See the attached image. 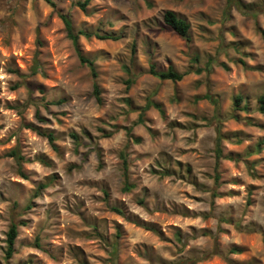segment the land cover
<instances>
[{"label": "rangeland", "instance_id": "1", "mask_svg": "<svg viewBox=\"0 0 264 264\" xmlns=\"http://www.w3.org/2000/svg\"><path fill=\"white\" fill-rule=\"evenodd\" d=\"M78 1L0 0V262L11 222L24 221L11 264H264V0L243 10L228 0ZM167 9L190 22V41L165 24ZM61 14L75 30L119 36L79 37L100 100ZM210 56L209 74L148 73L150 59L185 71ZM207 81L219 120L199 98ZM149 98L164 114L152 106L139 122ZM27 124L52 132L56 148Z\"/></svg>", "mask_w": 264, "mask_h": 264}, {"label": "trees", "instance_id": "2", "mask_svg": "<svg viewBox=\"0 0 264 264\" xmlns=\"http://www.w3.org/2000/svg\"><path fill=\"white\" fill-rule=\"evenodd\" d=\"M89 0H85V1H78V5L82 8L85 9L87 4H88ZM231 6H235L240 10H243L245 8V6H248L246 3L243 2V0H228V8H230ZM61 17L63 18L66 28L68 30V34L70 35V37L72 38L74 44L76 45L77 49H78V54H79V59L82 63H85L88 65L89 69H90V74L92 76V78L95 80L93 83V89H94V93L97 97V100H100V88L99 85L96 82V78L98 76V72L96 69V65L94 60L88 58L87 56H85L84 54H82V52L80 51V47H79V37L81 35H84L85 37H91L93 36V34L98 37V38H111V39H118L119 36L118 35H114V34H100V33H92L89 31H86L84 29H78L75 30L72 24V21L70 19V17L66 14H61ZM163 21L165 22V24H167L172 30H174L175 32H177L183 39H185L187 42L191 40V35H190V27L191 24L190 22L180 16L176 11L172 10V9H167L164 11L163 13ZM259 31L261 32L263 38H264V29L259 27ZM133 52H135V46L133 47ZM198 62V58H195ZM240 62H244L241 59H237V61ZM214 63H217V58H215L214 56H210L208 57L207 61L205 62L204 65H196V66H191L190 68H188L185 71H179L178 69H176L172 64H170L166 69H158L157 65L154 61H152L150 59L149 61V68H148V73L158 77L161 80H172L174 82L176 81H180L182 80L187 74L193 72V73H197V74H201L202 72H206L207 74L211 73L213 70V65ZM128 72L130 74V76L127 79V83L128 86H130L131 84L134 83V81L137 78V75L134 74L132 72V70L127 67ZM16 73L18 74H22L20 73L19 70H14ZM36 71V67L34 68V72ZM199 98H203V99H207L209 100L213 105H214V116L216 120L220 119V101L217 95H215L212 90H211V86H210V82L207 81V90L205 92V94L199 96ZM242 97L241 96H237L235 98V105L238 106L239 103L241 102ZM258 110L261 112H264V93H262L259 97H258ZM156 107L157 109H159V111L164 114V110L162 108V105L159 102H156L155 100H153L152 98H149L146 103L140 107L141 111H140V115H139V122L143 121V117H144V113L150 108V107ZM28 127L34 129L35 131H37L39 134H42L44 136H46L49 140V142L51 143V145L56 148V144H55V135L52 132H45L42 131L39 127H37L34 124H27ZM218 131V135L216 138V156H217V162H216V166H215V182H218V180L220 179L219 177V173H218V160L221 156V142L223 139V134L220 131V128H217ZM128 135L129 137L134 140H139L133 137L132 133H131V129L128 128ZM72 136L75 138V140L77 142H79V136L75 133H72ZM9 155L13 156L18 162H20L21 160L24 159V156L19 152L18 148H14L9 152ZM120 157L122 160V170H123V176L125 179V186L124 189L125 190H131L134 187V184L131 183L129 181V165H130V161H129V155L127 152V147L125 149H123L120 153ZM47 185V183H45L44 185H41V187H45ZM221 194L214 191L212 193V197L216 198L218 196H220ZM114 210H116L119 213H123L122 209L118 208V207H113ZM21 224H24V221H12L9 229L6 233V245L4 248V256H3V263L0 262V264H11L10 260L13 257V255L16 252V247H15V243H16V239L18 236V232H19V226ZM144 227H146L147 229H151L155 232H157L158 230L153 227V226H149V225H143ZM38 246H41L38 243H36ZM118 249V243L114 242L113 244V252H116ZM240 249L238 248H233L232 252H239ZM189 264H195V262H189ZM229 264H238L236 262H234L233 260H229Z\"/></svg>", "mask_w": 264, "mask_h": 264}]
</instances>
